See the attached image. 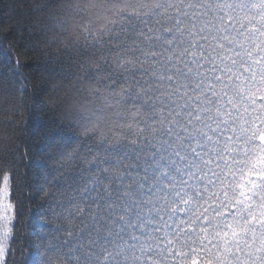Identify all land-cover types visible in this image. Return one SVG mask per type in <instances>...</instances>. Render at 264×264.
Instances as JSON below:
<instances>
[{"label":"snow or ice","instance_id":"snow-or-ice-1","mask_svg":"<svg viewBox=\"0 0 264 264\" xmlns=\"http://www.w3.org/2000/svg\"><path fill=\"white\" fill-rule=\"evenodd\" d=\"M60 7L80 18L57 37L76 137L37 131L43 225L19 264H264V0ZM13 179L0 264L19 239Z\"/></svg>","mask_w":264,"mask_h":264},{"label":"trees","instance_id":"trees-1","mask_svg":"<svg viewBox=\"0 0 264 264\" xmlns=\"http://www.w3.org/2000/svg\"><path fill=\"white\" fill-rule=\"evenodd\" d=\"M64 2L0 0V173H13V202L20 213L17 251L8 258L9 264H19L21 245L35 241L33 232L43 225L40 188L44 162L43 145L37 143L38 129L46 127L66 138L76 137L64 109L75 69L62 55L63 45L57 37L70 38L80 18L63 13L60 6ZM60 22L65 29L62 34L57 28ZM17 59L23 66L18 70ZM31 251L29 247L24 255Z\"/></svg>","mask_w":264,"mask_h":264}]
</instances>
